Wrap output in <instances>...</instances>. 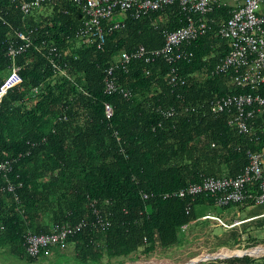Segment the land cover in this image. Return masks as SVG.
<instances>
[{"label":"trees","instance_id":"obj_1","mask_svg":"<svg viewBox=\"0 0 264 264\" xmlns=\"http://www.w3.org/2000/svg\"><path fill=\"white\" fill-rule=\"evenodd\" d=\"M230 11L214 7L205 32L175 51L185 56L173 63L156 57L115 69L117 86L129 94L124 98L120 91L105 93L106 69L121 52L162 48L166 34L186 24L176 4L139 17L117 11L122 26L106 28L98 49L77 45L85 17L72 0H48L28 16L18 0H0V83L12 62L22 80L0 107V162H10L0 172L1 251L35 262L47 256H28L27 235H47L82 219L87 225L67 238L78 264H121L185 241L189 226L181 228L203 217L199 206L212 200L161 194L207 177H236L249 162L248 152L264 145L257 115L250 124L257 130L248 136L228 125L230 113L215 115L208 108L215 99L253 92L214 73L229 50L217 32ZM16 31L30 45L12 60L9 47L24 43ZM171 69L184 85L169 84ZM183 108L187 114L164 116ZM248 191L259 194L256 185ZM93 210L107 225L104 230L95 226ZM243 233L231 228L226 239L238 244ZM227 261L255 263L247 256Z\"/></svg>","mask_w":264,"mask_h":264},{"label":"built area","instance_id":"obj_2","mask_svg":"<svg viewBox=\"0 0 264 264\" xmlns=\"http://www.w3.org/2000/svg\"><path fill=\"white\" fill-rule=\"evenodd\" d=\"M48 0H18L20 11L28 16L39 10ZM79 5L84 19L77 30L76 38L84 48L93 46L101 49L105 42V30L118 29L122 23L118 19L117 11L130 12L139 17L147 12L160 11L170 5H177L186 13V24L166 34L164 46L156 50H146L139 46L131 52H121L116 63L105 71L104 91L113 94L120 91L124 98L129 94L120 89L116 84L113 72L117 68L126 70L133 60L152 62L156 57H162L169 64L185 56L179 51L180 47L196 40L207 29V15L214 7L228 6L231 8L229 18L218 27V36L225 40L229 50L225 57L215 67L214 73L227 74L230 83L238 88L252 90V93L228 95L215 99L209 103L211 114L230 113L228 125L239 134L252 136L251 121L259 112H264V0H232L234 5L223 3L222 0H72ZM193 15H197L195 19ZM15 37L23 41L22 46L14 45L8 49V56L14 57L30 45L29 39L22 32L16 31ZM53 51V50H52ZM55 67V66H54ZM170 85H184L185 80L171 69L168 75ZM19 68L12 62L9 75L0 83V107L4 96L21 84ZM107 115L111 114V108L106 105ZM187 114V109H168L164 113L166 118ZM248 164L236 177H207L198 184H191L184 188L162 193L163 199H186L193 201L197 196L209 197L213 205L227 207L230 204H241L252 198L248 191L256 185L259 194L253 197L255 203L264 204V169L260 153L248 152ZM10 162H0V172L9 167ZM8 190H12L9 186ZM0 187V191H2ZM144 198H147L144 195ZM189 209L187 208V212ZM94 224L102 230L107 225L102 223L101 217L96 210L91 211ZM209 219L216 221L226 228H233L245 221H236L231 225H225L215 216H204L200 220ZM199 219L185 224L181 230L198 221ZM87 225V220L82 219L73 226L63 225L59 229L47 235H27L25 247L28 256L38 257L42 252L44 256L52 252L62 250L67 245V238L80 231Z\"/></svg>","mask_w":264,"mask_h":264},{"label":"rangeland","instance_id":"obj_3","mask_svg":"<svg viewBox=\"0 0 264 264\" xmlns=\"http://www.w3.org/2000/svg\"><path fill=\"white\" fill-rule=\"evenodd\" d=\"M222 2L234 5L232 0H222ZM263 6L261 8L264 10ZM79 44L80 41L77 45ZM199 208L203 215L219 217L226 224H230L236 219H243L247 216L246 212L249 209V207H243L241 204H235L231 207H218L209 203H204ZM255 223H245L234 227L238 234L244 230L245 234L241 236L238 244L233 245L230 240L226 239L230 229L218 224L216 221L199 219V224L188 225L189 228L185 231V237L182 236L185 241L180 245L169 247L168 249H159L149 256L140 255L135 259L125 260L121 264H195L194 260L206 254L217 255L221 251H228L227 249L242 251L251 250L258 246L264 248V224L257 226ZM73 253V245L67 244L65 249L57 250L47 257H40L37 261L30 263L23 257L11 256L8 252L0 250V264H78ZM137 254L139 255V252ZM223 257L227 256L224 255ZM261 258H252L255 262L253 263L264 264V259ZM206 259L204 258L196 264H230L227 260L233 258L210 261ZM113 264H116L115 261H113Z\"/></svg>","mask_w":264,"mask_h":264},{"label":"crops","instance_id":"obj_4","mask_svg":"<svg viewBox=\"0 0 264 264\" xmlns=\"http://www.w3.org/2000/svg\"><path fill=\"white\" fill-rule=\"evenodd\" d=\"M264 7V6H263ZM256 124H257V127L259 128V131H260V135L262 134L264 136V112H259L256 116ZM257 128H252L253 130V133L256 132ZM258 135V134H257ZM259 136V135H258ZM264 143V141H263ZM261 154L262 156V166H263V169H264V145H263V148L261 149L260 152H258ZM252 198H249L247 199L245 202L241 203V205L243 207H249L248 211L246 212L247 216L244 217L243 219H236L234 221H232L230 224H226L222 219H220L225 225H231L233 223H235L236 221H245L244 223L242 224H245V223H254L256 222L255 224L257 226H260L262 224H264V204H261V203H255L254 200H253V197L254 195L251 196ZM233 206V205H232ZM228 207V206H227ZM199 211H200V208H199ZM202 212V211H201ZM204 216H207L204 215ZM203 216V217H204ZM212 216V215H210ZM216 217V216H215ZM202 218V217H200ZM199 218V219H200ZM199 221V220H198ZM197 222V221H196ZM195 223V222H194ZM193 224V223H192ZM241 225V224H240ZM239 226V225H238ZM237 227V226H235ZM234 228V227H233ZM228 229H231V228H228ZM245 234V230H244V233ZM257 249H259V253H263L264 252V248L262 247H258ZM263 255V254H262ZM264 257V256H263Z\"/></svg>","mask_w":264,"mask_h":264},{"label":"bare ground","instance_id":"obj_5","mask_svg":"<svg viewBox=\"0 0 264 264\" xmlns=\"http://www.w3.org/2000/svg\"><path fill=\"white\" fill-rule=\"evenodd\" d=\"M258 247H260V246H258ZM258 247H256V248H252L251 250L250 249H247V250H242V251H238V250H233V251H230L229 252V250L228 251H221V252H219L217 255H204L203 257H200L199 259H196V260H194L193 262H197V261H200V260H203L204 258H207L206 260H210V259H212V258H217V259H224V258H229V257H231V256H233V255H243V254H249V255H252V256H260V255H262V254H264V252L263 253H259V249H257ZM234 251H237V252H234ZM231 252H233V253H236V254H233V253H231ZM224 255H226L227 257H223Z\"/></svg>","mask_w":264,"mask_h":264},{"label":"water","instance_id":"obj_6","mask_svg":"<svg viewBox=\"0 0 264 264\" xmlns=\"http://www.w3.org/2000/svg\"><path fill=\"white\" fill-rule=\"evenodd\" d=\"M254 248H256V247H254ZM225 249H227V248H225ZM227 250H229V249H227ZM229 251H232V250H229ZM238 251H241V250H238ZM245 251V250H244ZM206 255H208V254H206ZM245 256H247V257H252V258H261V257H263L264 256V254L263 255H260V256H252V255H249V254H243V255H233V256H231V257H229V258H243V257H245ZM228 258V259H229ZM224 259H226V258H224ZM210 260H217V258H212V259H210ZM210 260H207V261H210ZM198 262H201V261H197L196 263H198ZM195 263V264H196Z\"/></svg>","mask_w":264,"mask_h":264},{"label":"clouds","instance_id":"obj_7","mask_svg":"<svg viewBox=\"0 0 264 264\" xmlns=\"http://www.w3.org/2000/svg\"><path fill=\"white\" fill-rule=\"evenodd\" d=\"M8 75H9V74H8ZM66 246H67V245H66ZM64 249H65V248H64ZM62 250H63V249H62ZM25 251H26V247H25ZM55 251H57V249H56ZM55 251H54V252H55ZM52 253H53V252H52ZM52 253H51V254H52ZM51 254H50V255H51ZM48 256H49V255H48Z\"/></svg>","mask_w":264,"mask_h":264}]
</instances>
